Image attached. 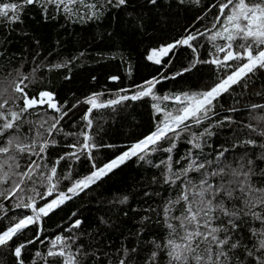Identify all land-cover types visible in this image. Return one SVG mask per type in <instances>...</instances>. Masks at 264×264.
<instances>
[{"label":"snow or ice","instance_id":"1","mask_svg":"<svg viewBox=\"0 0 264 264\" xmlns=\"http://www.w3.org/2000/svg\"><path fill=\"white\" fill-rule=\"evenodd\" d=\"M174 2L183 5L186 0ZM193 2L199 5L201 0ZM146 5L153 9L161 6L160 0H146ZM28 6H39L46 19L49 15L52 18L63 15L72 22H87L100 19L113 8L129 6V0H0V18L21 23ZM212 9H216V14L210 18L211 27L193 31L191 25L185 29V36L153 48L147 56V60L157 65L167 56L170 63L169 54L186 46L193 53L187 67L171 77H153L133 89H119L123 95L102 99V92L90 94L83 101L88 107L79 117L84 122L79 132L64 131L61 122L72 112L66 102L61 104L48 90L31 97L26 91L35 81L40 65L32 69L31 79L18 72L16 78L0 81V198L12 201L11 209L0 203V213L9 221L7 226H0V250H9L16 264H25L29 245L37 242L45 245L46 250H37L31 264L37 261L97 264V250L90 251L79 243L83 233L73 232L82 224L79 218L65 229L68 235L61 233L54 237L44 236V218L133 158L162 169L163 184L174 193L163 201L157 213L156 223L166 234L159 240L146 241L151 248L143 264H264V167L258 163H264V104L244 106L249 111L250 122L236 131L244 133L246 129V138L237 137L231 150L221 148L214 155L205 152L206 147L211 148L209 140L216 135L213 128L221 127L226 121L235 123L231 116L214 119L219 115L216 111L219 97L225 93L230 97L247 94L250 85L264 73V0H214L196 20H203ZM202 48L209 51V58H201ZM69 63L51 67H67ZM201 64L217 69L214 79L196 90L157 94L156 85L162 79L183 76ZM119 79L110 77L112 81ZM252 94L264 96V85ZM146 98L162 119L148 135L98 166L94 153L116 147L97 142L94 127L102 128L99 120H103L105 110ZM168 101L174 107L164 103ZM76 107L79 104L73 105ZM226 111L239 109L233 106ZM201 126L202 130H194ZM185 134L191 147L174 159L177 142ZM58 136L65 141L63 144ZM61 146L69 151L50 160V149ZM236 148L241 151L233 155ZM159 152L169 155L157 163L147 159ZM82 159L90 163L92 170L74 177L70 162ZM61 162L67 171L60 167ZM64 181L69 184L61 189ZM126 200L125 196L119 202ZM15 209H25L30 214L8 216ZM150 219L144 216L142 222ZM33 226L35 235L31 239L15 242L27 236ZM140 253L143 248L139 245L128 248L122 244L116 250L115 264H136L135 256ZM108 264H112L111 258Z\"/></svg>","mask_w":264,"mask_h":264},{"label":"trees","instance_id":"2","mask_svg":"<svg viewBox=\"0 0 264 264\" xmlns=\"http://www.w3.org/2000/svg\"><path fill=\"white\" fill-rule=\"evenodd\" d=\"M213 2L214 0H201L197 5L193 0H186L185 4L177 5L174 0H160L161 6L153 9L146 5V0H129V6L113 8L100 19L87 22H72L63 15H57L55 18L49 15L46 19L39 6H28L23 11L21 23H11L0 18V81L16 78L18 72L31 79L32 69L40 65L35 74V81L29 84L26 91L31 97L40 91L48 90L55 94L58 102H66L67 108H72V112L61 122L64 131L79 132L84 124L79 117L88 107L83 101L90 94L102 92V99L112 98L117 94L123 95L119 89H133L135 85L153 77H171L187 67L193 53L186 46L178 47L176 52L169 55L170 63L169 57H166L157 65L147 60V56L153 48H159L185 36V29L191 25H194L193 31L196 28L204 30L205 27H211L210 18L216 14V9L208 12L203 20L197 21L196 18ZM49 12L51 13V9ZM200 56L202 59L209 58V51L206 48L200 49ZM65 62H70L67 67H51ZM216 71L212 65L201 64L183 76L162 79L161 83L156 85L157 94L163 96L196 90L204 82L214 79ZM111 76H118L120 79L112 81ZM262 85L264 73L250 85L246 90L247 94L230 97L225 93L219 97L216 104L219 115L214 119L221 120L225 116H231L235 123L229 124L226 121L221 127L213 128L212 131L216 135L209 140L211 148L206 147L205 152L214 155L221 148L231 150L237 137L246 138V129L244 133L236 130L240 125L250 122L249 111L245 105L264 104V96L252 94L253 91L261 90ZM151 103L146 98L117 106L115 110H105L103 120H99L102 128L94 127L97 142L116 147L102 148L94 153L98 166L119 155L127 145L154 130L156 122L161 120L162 116L157 115ZM164 103L174 107L170 101ZM74 104H79V107L73 108ZM233 106L239 111H226ZM52 114L50 111L49 115ZM202 128L203 126L194 130L200 131ZM186 138L187 134L177 142L173 152L174 159L183 156L191 147L186 143ZM57 139L61 140V144L65 142L61 136ZM65 151L69 150L62 146L50 149V160H55ZM240 151V148H236L233 155ZM167 155L169 154L159 152L147 159L157 163ZM70 163L74 177L86 175L92 170L90 163L84 159ZM258 163L260 167H264V163ZM60 167L67 171L64 162H61ZM161 171L162 169L154 168L145 161H137L135 158L129 160L97 184L67 201L55 213L44 218V236L54 237L61 233L68 235L65 229L79 218L82 224L79 229H73V232L83 233L79 243L84 244L90 251L97 250V264H108L109 258L112 264H115L116 250L122 244L128 248L137 245L143 248V253L135 256L136 264H143L144 257L151 248L146 241L159 240L166 234V230L156 223L159 218L157 213L163 201L174 194L169 191L168 185L163 184ZM153 177L156 178L155 182ZM67 184L69 181H64L60 185L61 189ZM125 196L126 202L120 203ZM0 203L11 209L12 201L0 198ZM150 208L155 211H146ZM22 214L30 213L25 209L8 212V216ZM144 216L151 219L142 222ZM8 223V218L0 213V226H7ZM34 235L35 226L28 231L27 236L15 242L31 239ZM37 250L44 252L46 247L39 242L29 245L25 264H31ZM0 264H16L15 257L9 250H0ZM37 264L41 262L37 261Z\"/></svg>","mask_w":264,"mask_h":264},{"label":"rangeland","instance_id":"3","mask_svg":"<svg viewBox=\"0 0 264 264\" xmlns=\"http://www.w3.org/2000/svg\"><path fill=\"white\" fill-rule=\"evenodd\" d=\"M176 51H177V49H175L173 52H176ZM170 54H171V53H170ZM170 54H169V55H170ZM166 57H167V56H166ZM166 57H164V58H166ZM164 58H162V59H164Z\"/></svg>","mask_w":264,"mask_h":264}]
</instances>
